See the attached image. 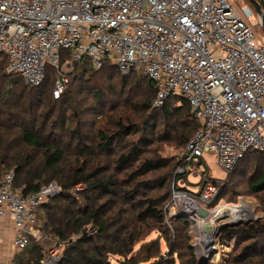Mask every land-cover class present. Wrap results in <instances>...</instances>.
<instances>
[{"label":"trees","instance_id":"obj_1","mask_svg":"<svg viewBox=\"0 0 264 264\" xmlns=\"http://www.w3.org/2000/svg\"><path fill=\"white\" fill-rule=\"evenodd\" d=\"M68 57L63 52L61 62ZM6 64L0 54V182L12 170L24 196L50 183L61 188L36 213L41 209L44 229L66 242V264H114L111 256L123 257L120 264H212L199 262L188 216L166 217L179 159L161 154L166 146L182 149L200 126L186 99L170 96L154 108L156 86L143 73L123 75L111 62L95 69L87 59L74 63L55 98L53 66L41 84L28 85L6 73ZM263 160L264 153L246 152L212 206L224 197L263 195ZM251 163L248 186L236 191L235 179ZM78 185L83 189L73 194ZM153 231L160 237L147 239ZM226 240L234 246L223 264H264V221L227 226L219 233ZM19 252L16 264H38L43 245L30 239Z\"/></svg>","mask_w":264,"mask_h":264},{"label":"built area","instance_id":"obj_2","mask_svg":"<svg viewBox=\"0 0 264 264\" xmlns=\"http://www.w3.org/2000/svg\"><path fill=\"white\" fill-rule=\"evenodd\" d=\"M253 16L248 3L232 0H0V54L6 73L28 85L41 84L53 66L55 98L74 63L88 59L95 69L111 62L123 75L143 73L156 86L154 108L170 96L186 99L200 126L176 155L166 217L185 213L199 241L227 206H212L220 180L206 157L215 155L229 172L249 150L264 153V38L257 34L262 20ZM190 176L199 177L195 191ZM52 186L24 196L12 170L0 182V218L14 223V250L39 241L38 264H66V242L46 231L36 213Z\"/></svg>","mask_w":264,"mask_h":264},{"label":"rangeland","instance_id":"obj_3","mask_svg":"<svg viewBox=\"0 0 264 264\" xmlns=\"http://www.w3.org/2000/svg\"><path fill=\"white\" fill-rule=\"evenodd\" d=\"M232 1H234V3H236L237 5H240L243 0H232ZM251 19H252V21H256L257 20L256 14H254V16ZM257 34H258L259 38H264V29L262 27L258 28ZM87 62H89L88 59H87ZM179 150L180 149H177L174 146H166L161 155L166 157V158L174 157L177 155ZM251 161H252V157L248 156L247 162L250 163ZM206 164H207L209 173L214 178L220 180V185L224 184L227 171L225 169H223L218 164L217 157L215 155L207 156L206 157ZM261 165H262L261 169L264 170V160H263ZM254 168H255V163H251L249 165V168H248L249 172L246 175L240 176L239 178L235 179L234 183H235V185H237L236 191H242L243 189H246V187L248 186V184L250 182V179H248V175L253 172ZM189 181L193 184V185H190L191 190L192 191L197 190L199 177L190 176ZM50 186H52V191L48 194V198L61 194V192H62L61 188L55 183H50V184L46 185L44 188H49ZM82 189H83V187L81 185H78L77 188L75 189V191L73 192V194H76L77 191L82 190ZM217 204H219V205H241V204H244V206L246 207V210H248L250 213H252V216L248 218V219L251 218V220H249L248 222H246L248 219L243 220L242 222H240V224H246V223H249L252 221H258V220L264 221V194L263 195L261 194L260 197L257 195H254V194L239 195L237 197V199L233 202H230L229 200H227L224 197L222 200L217 202ZM41 213H42V210L40 209L38 211V216L40 219H41ZM40 221H42V219ZM212 221H213V223H215L216 227L228 222L227 218H225V217L221 218V219H216L214 216L212 218ZM191 227H190V230H191V233L193 235L192 245H193L198 257L202 258V257H204V253H205L203 241L206 238H204L202 236L200 238V240L198 241L197 240L198 234H199L198 230L196 228H193V225H191ZM84 232L89 233L90 235H93V233H94V231H92L89 227L87 229H85ZM74 237L77 238V236H74ZM156 237H160V234L157 231H153L152 234L147 239L156 238ZM161 243H162L163 251H167L165 249L166 247H165L164 241H162ZM210 243H211V241H210ZM210 243H209V245H210ZM212 243L214 245L208 249V251H209L208 255L210 256V257H208L209 262L212 264H223L225 262V260L227 259L228 255L230 254V252L233 250L234 241L233 240L232 241H230V240L219 241V234L218 235L214 234V235H212ZM139 244L140 243L136 244V246H135L136 249L139 247ZM111 260L113 261L114 264H120L119 262L124 260V258L119 257V256H111ZM175 264H179V261L176 260Z\"/></svg>","mask_w":264,"mask_h":264},{"label":"crops","instance_id":"obj_4","mask_svg":"<svg viewBox=\"0 0 264 264\" xmlns=\"http://www.w3.org/2000/svg\"><path fill=\"white\" fill-rule=\"evenodd\" d=\"M14 223L9 215L0 218V264H16L17 254L13 247Z\"/></svg>","mask_w":264,"mask_h":264},{"label":"bare ground","instance_id":"obj_5","mask_svg":"<svg viewBox=\"0 0 264 264\" xmlns=\"http://www.w3.org/2000/svg\"><path fill=\"white\" fill-rule=\"evenodd\" d=\"M226 216L225 218H227L228 222H237V221H243L248 219L249 217L252 216V213H250L248 210H246V207L244 206V204L241 205H227V206H222L221 208H219L215 214L214 217L216 219H221L222 217ZM218 227L213 226V229L208 232L206 235H203L204 238H206L203 241V246L205 249V255L210 257L208 255V249L211 248L214 244L212 243V235L215 234V230ZM211 241V243H210ZM210 243V245H209ZM207 250V251H206ZM203 254V253H202Z\"/></svg>","mask_w":264,"mask_h":264},{"label":"water","instance_id":"obj_6","mask_svg":"<svg viewBox=\"0 0 264 264\" xmlns=\"http://www.w3.org/2000/svg\"><path fill=\"white\" fill-rule=\"evenodd\" d=\"M248 1H249V3L251 5H253V7L255 8L258 16H260V18L262 20L261 27L264 29V0H248ZM200 213H201V215L203 217H207L208 216V212L206 210H204V209H201ZM249 220H251V218L248 219L246 222H248ZM240 222H242V220L241 221H237V222H227V223H224V224L218 226V228L215 230V235H218L220 233V231L223 230L225 227H227V226H235V225L240 224ZM204 229L208 233V232H210L213 229V226L208 223V224L205 225ZM198 259H199L200 263L209 262L208 256H206L205 254H204V257H202V258L198 257Z\"/></svg>","mask_w":264,"mask_h":264}]
</instances>
